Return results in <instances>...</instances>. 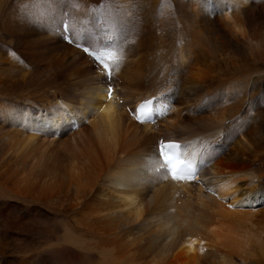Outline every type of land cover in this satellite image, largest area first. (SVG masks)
<instances>
[{
	"label": "bare ground",
	"instance_id": "obj_1",
	"mask_svg": "<svg viewBox=\"0 0 264 264\" xmlns=\"http://www.w3.org/2000/svg\"><path fill=\"white\" fill-rule=\"evenodd\" d=\"M83 49L110 54L111 75ZM254 69L264 0H0V256L264 264ZM152 95L153 121L137 122L135 103ZM169 139L194 179L162 178L157 146ZM41 218L60 238L50 223L54 242L23 249Z\"/></svg>",
	"mask_w": 264,
	"mask_h": 264
},
{
	"label": "snow or ice",
	"instance_id": "obj_2",
	"mask_svg": "<svg viewBox=\"0 0 264 264\" xmlns=\"http://www.w3.org/2000/svg\"><path fill=\"white\" fill-rule=\"evenodd\" d=\"M85 51H88V49H85ZM106 54L104 51H100L96 55V59L98 62H103L106 58ZM101 66L104 69H108L107 63H102ZM112 89H108V97L111 99ZM152 104V101H145L143 104L139 106L137 109V112L134 113L136 115V118L138 120L141 119L140 114H144V118L147 119L148 115L150 114V105ZM148 110V111H146ZM143 122V120H141ZM179 145L175 143H166L164 141H160L159 147H158V153L161 158V164L160 169L158 171L161 172L163 179H168L169 177L174 181H185V180H192L195 178L197 174V170L193 167L192 163L190 161H185L183 159H180L179 156H177L176 159L173 158V150L179 149Z\"/></svg>",
	"mask_w": 264,
	"mask_h": 264
},
{
	"label": "rangeland",
	"instance_id": "obj_3",
	"mask_svg": "<svg viewBox=\"0 0 264 264\" xmlns=\"http://www.w3.org/2000/svg\"><path fill=\"white\" fill-rule=\"evenodd\" d=\"M101 36H99L100 38ZM104 39V38H103ZM88 46V45H85ZM85 51V49H83ZM148 58H150V55H148ZM258 73V74H257ZM263 73V74H262ZM253 77H257L259 78V75L262 76L264 75V70L260 69L259 71L257 69H254L252 72ZM253 106V105H252ZM217 146V145H216ZM57 220V219H56ZM33 226H31L32 228L30 229L31 231L29 232L28 236L30 235V237H26V236H21L20 238L18 237V240L16 241L17 244H21V247L23 249L26 250H30V251H34V249H41L46 245V242H54L55 238L54 235L49 234L47 231H45V226L49 225L50 223L53 224V229L54 232L57 234L58 238H60V226L59 224L56 223V221H52L50 219H46V218H41L40 222H37L35 220V222H33ZM43 223V224H41ZM41 228V229H40ZM44 228V229H43ZM4 230L0 229V237L3 235ZM6 245V242L4 243H0V249L2 247H4ZM32 249V250H31ZM43 253H47L43 252ZM51 257V263L50 264H78L77 261L74 260H66V259H61L62 254L59 253L58 255H54L53 253L48 252ZM68 253V252H67ZM74 254V253H73ZM41 264L39 262H36L34 260H29L28 263H23V262H17V261H10V260H5L3 257L0 256V264Z\"/></svg>",
	"mask_w": 264,
	"mask_h": 264
}]
</instances>
